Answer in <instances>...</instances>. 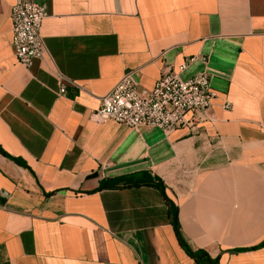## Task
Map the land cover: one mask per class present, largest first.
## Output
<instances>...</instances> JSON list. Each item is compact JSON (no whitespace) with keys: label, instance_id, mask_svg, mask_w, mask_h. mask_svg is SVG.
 I'll list each match as a JSON object with an SVG mask.
<instances>
[{"label":"crops","instance_id":"crops-1","mask_svg":"<svg viewBox=\"0 0 264 264\" xmlns=\"http://www.w3.org/2000/svg\"><path fill=\"white\" fill-rule=\"evenodd\" d=\"M15 1L0 0V264H207L180 241L264 264V0H32L46 54L28 69ZM166 70L218 93L192 132L90 118L124 75L149 91Z\"/></svg>","mask_w":264,"mask_h":264},{"label":"built area","instance_id":"built-area-1","mask_svg":"<svg viewBox=\"0 0 264 264\" xmlns=\"http://www.w3.org/2000/svg\"><path fill=\"white\" fill-rule=\"evenodd\" d=\"M47 16L43 3L16 0L11 6V47L18 63L27 69L46 54L40 29ZM188 63L181 65L179 71ZM65 93L66 85L61 83L58 95ZM217 97L206 72L182 80L177 73L166 70L149 91H139L133 75L127 74L101 97L99 108L90 118L96 123L111 121L133 131L150 127L166 134L177 130L192 132L201 125ZM228 108L226 103L224 109Z\"/></svg>","mask_w":264,"mask_h":264},{"label":"trees","instance_id":"trees-1","mask_svg":"<svg viewBox=\"0 0 264 264\" xmlns=\"http://www.w3.org/2000/svg\"><path fill=\"white\" fill-rule=\"evenodd\" d=\"M17 163H19V162H17ZM155 187L162 192V190H163L162 185H156ZM166 201L168 202V205L171 207L170 201H168L167 199H166ZM180 243L185 248L186 252L191 257H193L198 263L215 264V262L211 261L206 254L202 253L201 251L192 252L186 248V245L183 242L180 241Z\"/></svg>","mask_w":264,"mask_h":264}]
</instances>
